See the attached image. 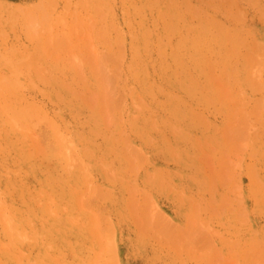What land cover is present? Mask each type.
Segmentation results:
<instances>
[{"label":"rangeland","instance_id":"374dc122","mask_svg":"<svg viewBox=\"0 0 264 264\" xmlns=\"http://www.w3.org/2000/svg\"><path fill=\"white\" fill-rule=\"evenodd\" d=\"M0 264H264V0H0Z\"/></svg>","mask_w":264,"mask_h":264},{"label":"bare ground","instance_id":"6f19581e","mask_svg":"<svg viewBox=\"0 0 264 264\" xmlns=\"http://www.w3.org/2000/svg\"><path fill=\"white\" fill-rule=\"evenodd\" d=\"M221 257V256H220ZM234 257V256H233ZM220 259V258H219ZM218 260V259H217ZM224 260V259H223Z\"/></svg>","mask_w":264,"mask_h":264}]
</instances>
